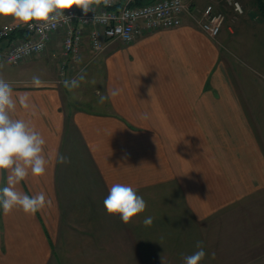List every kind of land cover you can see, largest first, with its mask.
I'll use <instances>...</instances> for the list:
<instances>
[{
  "label": "crops",
  "instance_id": "1",
  "mask_svg": "<svg viewBox=\"0 0 264 264\" xmlns=\"http://www.w3.org/2000/svg\"><path fill=\"white\" fill-rule=\"evenodd\" d=\"M182 1L177 27L139 23L132 42L96 55L85 39L64 63L55 35L38 60L42 78L6 81L13 118L44 137L48 159L44 175L16 188L49 203L34 214L0 208V264H183L197 241L201 264H264V17L246 0L238 14L223 0ZM208 5L224 16L215 38L199 23ZM115 183L140 196L177 188L179 211L156 215L145 199L124 224L103 205Z\"/></svg>",
  "mask_w": 264,
  "mask_h": 264
},
{
  "label": "clouds",
  "instance_id": "2",
  "mask_svg": "<svg viewBox=\"0 0 264 264\" xmlns=\"http://www.w3.org/2000/svg\"><path fill=\"white\" fill-rule=\"evenodd\" d=\"M94 0H0V17H11L15 22L26 25L31 30L54 27L61 19H70L65 15L67 10L77 7L87 14ZM107 2V0H105ZM83 80L84 77L79 78ZM70 88L77 87L78 81H65ZM151 89L149 90V94ZM110 95H116L113 91ZM107 97L101 96V102ZM19 103L28 108L25 98ZM17 107L12 86L0 79V172H7V186L0 188V208L8 214L19 206L25 213L34 214L49 201L41 191L29 196L18 191L16 186L24 181L29 174L39 177L45 174L48 159L44 154L45 139L29 122L22 118H13L12 113ZM60 163H68L65 156L59 157ZM109 215L119 216L124 224H128L138 214L143 213L147 203L136 189L127 184L115 183L108 190L103 201ZM145 225L152 223L151 217H146ZM197 251L191 255H183V264H201L207 253L203 242H196ZM215 259V253H211Z\"/></svg>",
  "mask_w": 264,
  "mask_h": 264
},
{
  "label": "built area",
  "instance_id": "3",
  "mask_svg": "<svg viewBox=\"0 0 264 264\" xmlns=\"http://www.w3.org/2000/svg\"><path fill=\"white\" fill-rule=\"evenodd\" d=\"M237 13H242L238 2L224 0ZM85 14L73 7L65 12L70 19H61L54 27L40 30L29 29L26 25L13 21L0 28V41H5L0 48V59L11 65L21 64L35 55L42 53L49 41L55 36L61 37L60 53L63 63L69 58H76L83 42L88 48L101 52L112 40L130 43L141 30L145 32L169 29L181 24V18L189 8L182 0H155L143 5H135L134 0H94ZM224 22V16L206 6L199 20L201 30L211 38L217 37ZM16 37H12L14 34ZM63 65L61 66V69Z\"/></svg>",
  "mask_w": 264,
  "mask_h": 264
},
{
  "label": "rangeland",
  "instance_id": "4",
  "mask_svg": "<svg viewBox=\"0 0 264 264\" xmlns=\"http://www.w3.org/2000/svg\"><path fill=\"white\" fill-rule=\"evenodd\" d=\"M234 1L239 3L242 11L244 12L242 1L241 0H234ZM196 2L198 6H200L205 1L200 0V2L198 1ZM246 2L249 3L248 0H246ZM224 3L226 4V2ZM226 5H229V4H226ZM228 7H231L233 9V7L230 5ZM204 8L205 6L203 7V9ZM203 9L198 12L199 15H201ZM12 20L13 19L11 17H7V18L0 17V28L3 25L8 24ZM3 43H4V40L0 41V48H2V50L4 49V46H2ZM89 51L92 55H96L97 53H100V52H94L91 50ZM0 54H1V51H0ZM40 56H41V53L35 55L34 62L26 61L27 63L25 64L21 63L17 65H11L8 62L0 59V79H3L5 81H16L22 77L30 79V80H36L38 78H42V74L38 69L40 65V61H38ZM0 188H2V180H1ZM177 193H178L177 188H170V187L152 188L147 193H145V195H143L142 197L144 200L147 199V201H149L151 213H155L156 215L162 213V214H165L166 216H170V213L179 211L178 200L175 198L177 196ZM176 200H177V205L173 204L174 202H176ZM218 224H221V223H218ZM204 261H207L206 258L204 259ZM220 261L221 260H219V263ZM203 264H207V263H203ZM215 264H217V261Z\"/></svg>",
  "mask_w": 264,
  "mask_h": 264
},
{
  "label": "trees",
  "instance_id": "5",
  "mask_svg": "<svg viewBox=\"0 0 264 264\" xmlns=\"http://www.w3.org/2000/svg\"><path fill=\"white\" fill-rule=\"evenodd\" d=\"M155 0H134L135 5H143L147 3H151ZM224 1V0H223ZM225 2V1H224ZM250 3L251 7L255 11V13L261 17H264V0H248ZM17 35L21 34H14L12 37H16Z\"/></svg>",
  "mask_w": 264,
  "mask_h": 264
}]
</instances>
